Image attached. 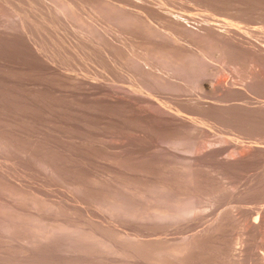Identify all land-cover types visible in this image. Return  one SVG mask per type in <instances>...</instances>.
Returning a JSON list of instances; mask_svg holds the SVG:
<instances>
[{
	"label": "rangeland",
	"instance_id": "374dc122",
	"mask_svg": "<svg viewBox=\"0 0 264 264\" xmlns=\"http://www.w3.org/2000/svg\"><path fill=\"white\" fill-rule=\"evenodd\" d=\"M0 264H264V0H0Z\"/></svg>",
	"mask_w": 264,
	"mask_h": 264
},
{
	"label": "bare ground",
	"instance_id": "6f19581e",
	"mask_svg": "<svg viewBox=\"0 0 264 264\" xmlns=\"http://www.w3.org/2000/svg\"><path fill=\"white\" fill-rule=\"evenodd\" d=\"M151 14H152V13H151ZM163 15H164V14H163ZM169 16H170V15H169ZM172 17H173V16H172ZM165 18H166V17H165ZM169 19H170V18H169ZM171 20H172V19H171ZM172 21H173V20H172ZM176 21H177V20H176ZM176 21H175V22H176ZM196 25H197V24H196ZM211 26H212V25H211ZM224 27H225V26H224ZM218 86H220V85H218ZM215 89H216V88H215ZM217 89H218V87H217ZM210 151H211V150H210Z\"/></svg>",
	"mask_w": 264,
	"mask_h": 264
}]
</instances>
